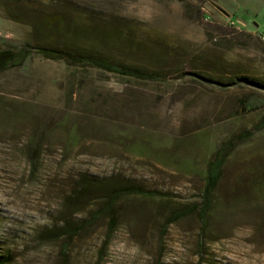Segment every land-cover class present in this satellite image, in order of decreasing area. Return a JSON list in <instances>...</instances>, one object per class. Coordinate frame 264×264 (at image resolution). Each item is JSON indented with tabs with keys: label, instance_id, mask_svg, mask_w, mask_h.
I'll use <instances>...</instances> for the list:
<instances>
[{
	"label": "rangeland",
	"instance_id": "1",
	"mask_svg": "<svg viewBox=\"0 0 264 264\" xmlns=\"http://www.w3.org/2000/svg\"><path fill=\"white\" fill-rule=\"evenodd\" d=\"M233 2L3 1L18 21L0 9V50L93 53L157 77L39 56L0 74V257L264 264V0H248L246 12ZM45 19L51 30L38 31ZM231 139L215 222L201 237L205 172ZM123 187L141 193L98 214ZM84 222L77 236L54 239Z\"/></svg>",
	"mask_w": 264,
	"mask_h": 264
},
{
	"label": "trees",
	"instance_id": "2",
	"mask_svg": "<svg viewBox=\"0 0 264 264\" xmlns=\"http://www.w3.org/2000/svg\"><path fill=\"white\" fill-rule=\"evenodd\" d=\"M4 0H0V9L5 11V15L14 21H18V15L13 14V8L9 5H3ZM51 20H37L36 28L39 30H51ZM32 56H39L51 61H63L67 65L80 66V67H91L97 68L98 70H104L107 72H114L122 76H130L131 78L138 80H153L157 77L156 73L148 72L144 69L131 68L130 66L114 63V61L107 60L105 58L98 57L93 53H80V52H70L63 49H52L46 46L32 47L31 49L24 47L19 50L3 49L0 50V74H2L7 69L19 67L24 62ZM234 141L231 139L227 143L222 144L216 154L213 156L212 160L208 163L207 172H205V186L202 190L201 205L198 206L197 214L200 220L201 237L204 231L208 229L209 224L215 222V214L213 213L215 207V192L218 189L222 167L226 158L230 155L234 147ZM83 192V191H82ZM140 194V190L130 191L128 187H123L114 190L106 199L105 204L98 212V214H107L111 216L113 205L117 201L130 194ZM81 194L78 192L76 198ZM182 215L177 213L174 215L172 221L179 220ZM114 217H111V223L109 227V235L112 234V222ZM172 223V222H171ZM84 222L78 226H73L67 228V230H60L53 232L54 239H60L61 237L77 236L79 232L86 226ZM64 231V232H63ZM64 233V234H63ZM0 264H8V258L6 256L0 257Z\"/></svg>",
	"mask_w": 264,
	"mask_h": 264
},
{
	"label": "crops",
	"instance_id": "3",
	"mask_svg": "<svg viewBox=\"0 0 264 264\" xmlns=\"http://www.w3.org/2000/svg\"><path fill=\"white\" fill-rule=\"evenodd\" d=\"M238 2V3H237ZM245 2H248V0H234V6L237 12H239L241 9H243L244 12H246V8H241V5H243ZM244 23V22H243Z\"/></svg>",
	"mask_w": 264,
	"mask_h": 264
},
{
	"label": "water",
	"instance_id": "4",
	"mask_svg": "<svg viewBox=\"0 0 264 264\" xmlns=\"http://www.w3.org/2000/svg\"><path fill=\"white\" fill-rule=\"evenodd\" d=\"M215 8H216L217 10H219V12H220L221 14H223L224 16L229 17V15H228L224 10H222L219 6L215 5Z\"/></svg>",
	"mask_w": 264,
	"mask_h": 264
},
{
	"label": "built area",
	"instance_id": "5",
	"mask_svg": "<svg viewBox=\"0 0 264 264\" xmlns=\"http://www.w3.org/2000/svg\"><path fill=\"white\" fill-rule=\"evenodd\" d=\"M259 39H261L262 41H264V30L259 33Z\"/></svg>",
	"mask_w": 264,
	"mask_h": 264
}]
</instances>
